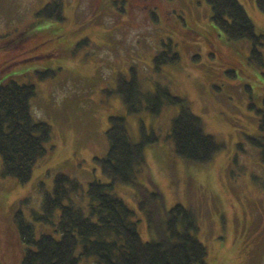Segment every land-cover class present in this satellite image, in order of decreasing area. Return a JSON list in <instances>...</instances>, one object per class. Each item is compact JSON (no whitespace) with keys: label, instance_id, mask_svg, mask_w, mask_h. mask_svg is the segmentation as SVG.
Returning a JSON list of instances; mask_svg holds the SVG:
<instances>
[{"label":"rangeland","instance_id":"rangeland-1","mask_svg":"<svg viewBox=\"0 0 264 264\" xmlns=\"http://www.w3.org/2000/svg\"><path fill=\"white\" fill-rule=\"evenodd\" d=\"M49 1L0 0V37L6 36L0 39V82L33 85L32 117L52 128L47 153L28 183L2 177L0 156L2 264H22L24 246L15 225L19 212L36 237H58L52 226L34 218L43 213L44 197L52 193L57 175L80 183L72 201L88 214L89 184L110 183L96 159L108 154L111 116L127 119L134 142L143 138L142 124L158 138L145 148L140 187L117 185L113 191L135 212L144 241L159 238L142 201L155 207L160 231L167 212L181 204L198 222L206 264H264L259 113L264 108V48L262 65L250 60L252 44L228 40L213 23L206 0H63L65 19L42 23L35 14ZM238 1L257 33H264L257 0ZM170 42L169 56L178 53L179 62L157 67L156 56L168 51ZM121 79L135 80L141 92L137 115L129 114L118 93ZM158 86L183 98L204 131L223 145L212 161L188 162L176 154L169 134L180 107L165 106L156 116L144 100ZM79 264H96V258L82 257Z\"/></svg>","mask_w":264,"mask_h":264},{"label":"trees","instance_id":"trees-1","mask_svg":"<svg viewBox=\"0 0 264 264\" xmlns=\"http://www.w3.org/2000/svg\"><path fill=\"white\" fill-rule=\"evenodd\" d=\"M206 1L212 8V21L219 31L230 41H249L252 44L250 60L262 65L264 33H257L241 3L238 0ZM63 5V0H51L37 10L35 16L41 18L42 23L63 21ZM257 6L264 13V0H257ZM167 46L169 50L155 58L157 67L176 64L180 60L178 53L169 56L173 43ZM118 93L129 114L140 113L141 92L135 80L126 82L121 79ZM35 95L33 85L0 82L1 176L15 178L21 184L32 179L34 168L47 153L45 144L52 132L49 124L32 117L30 101ZM144 100L147 110L156 116L165 106L180 107V112L172 120L169 136L176 154L185 161L208 163L223 148L204 131L203 121L193 114L186 101L172 95L167 88L158 86L155 93L147 95ZM259 113L262 114L260 127L264 130V108ZM110 123L108 154L96 159L110 183L94 181L89 184L88 214L72 201V195L81 188L80 183L68 175L59 174L54 180L52 193L44 197L43 213L34 216L36 221L52 226L58 237L52 234L36 237L34 226L24 219L22 213L15 215V225L24 246L22 264H79L82 257H95L96 264H206L208 251L197 237L200 231L198 222L181 204L167 212L164 229L160 231L152 212L155 207L151 209V204L142 201L141 209L149 218V227L158 232L159 238L156 241L142 239L135 212L113 191L117 185L140 187L138 175L146 165L145 148L156 144L158 138L155 132L149 135L142 124L143 138L134 142L125 117L111 116ZM260 146L264 155V144ZM79 247L80 257L76 256Z\"/></svg>","mask_w":264,"mask_h":264}]
</instances>
